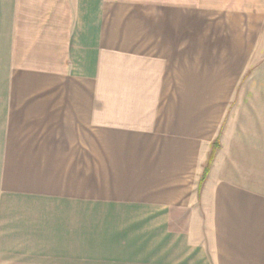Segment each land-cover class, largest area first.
<instances>
[{"label":"crops","instance_id":"0c3cea01","mask_svg":"<svg viewBox=\"0 0 264 264\" xmlns=\"http://www.w3.org/2000/svg\"><path fill=\"white\" fill-rule=\"evenodd\" d=\"M263 30L264 0H0V264H264L231 161L264 158Z\"/></svg>","mask_w":264,"mask_h":264},{"label":"rangeland","instance_id":"374dc122","mask_svg":"<svg viewBox=\"0 0 264 264\" xmlns=\"http://www.w3.org/2000/svg\"><path fill=\"white\" fill-rule=\"evenodd\" d=\"M256 41L258 46L255 48V54L252 57V63H250V66L251 67L253 66L252 69L253 68L257 69L259 66L261 67L260 63L264 62V30L262 31L261 34H259L258 39H256ZM258 59H261V62L257 63ZM250 72L251 71L247 72L248 75L245 76L242 75L240 80L237 81L236 88L240 89L242 87H246L247 85L249 88L256 89L257 91H259L264 87V82L262 81L263 79H259V80L256 79V76L259 77L261 75L253 74L256 76H253L252 77L253 79L252 78L248 79ZM253 73H256L255 70L253 71ZM257 73L260 74L261 70H259ZM219 146L220 145L217 144L216 148H218ZM258 146H260L262 148V151L264 152V145H258ZM214 155L212 160L214 159ZM261 155L264 156V153H262ZM231 161L233 162L232 167L233 168L236 167L237 169H239V171L246 173L247 177L251 178L253 183L264 185V158H257V159L253 158L251 160L243 159V158H235V160H231Z\"/></svg>","mask_w":264,"mask_h":264},{"label":"trees","instance_id":"16d2710c","mask_svg":"<svg viewBox=\"0 0 264 264\" xmlns=\"http://www.w3.org/2000/svg\"><path fill=\"white\" fill-rule=\"evenodd\" d=\"M216 147H217V143H214V144H213V149H212V151H211V153H210V156H209V159H208V162H207V164H206V166H205V168H204V173H203V176H202V180H203V179L205 178V176L207 175V172H208V169H209V166H210L211 160H212V158H213V153H214Z\"/></svg>","mask_w":264,"mask_h":264}]
</instances>
